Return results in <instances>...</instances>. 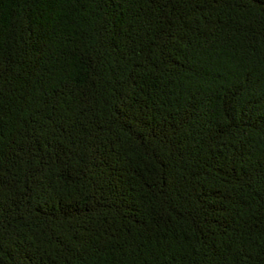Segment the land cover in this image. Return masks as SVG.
Masks as SVG:
<instances>
[{"label": "trees", "instance_id": "1", "mask_svg": "<svg viewBox=\"0 0 264 264\" xmlns=\"http://www.w3.org/2000/svg\"><path fill=\"white\" fill-rule=\"evenodd\" d=\"M0 264H264V0H0Z\"/></svg>", "mask_w": 264, "mask_h": 264}]
</instances>
